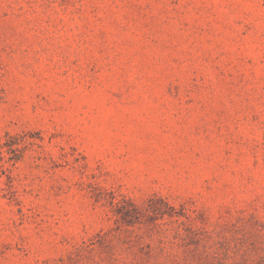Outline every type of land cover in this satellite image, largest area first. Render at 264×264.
I'll use <instances>...</instances> for the list:
<instances>
[{
	"label": "rangeland",
	"instance_id": "374dc122",
	"mask_svg": "<svg viewBox=\"0 0 264 264\" xmlns=\"http://www.w3.org/2000/svg\"><path fill=\"white\" fill-rule=\"evenodd\" d=\"M0 264H264V0H0Z\"/></svg>",
	"mask_w": 264,
	"mask_h": 264
}]
</instances>
